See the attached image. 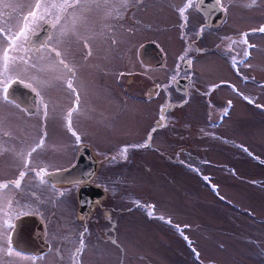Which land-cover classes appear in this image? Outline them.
Listing matches in <instances>:
<instances>
[{
  "label": "rangeland",
  "instance_id": "1",
  "mask_svg": "<svg viewBox=\"0 0 264 264\" xmlns=\"http://www.w3.org/2000/svg\"><path fill=\"white\" fill-rule=\"evenodd\" d=\"M219 3L227 18L216 29L204 26L198 38L204 17L196 0H127L126 6L123 0H82L52 27L47 49L41 48L33 61L27 58L33 55L28 40L44 20L30 24L27 39L18 41L21 50L10 55L28 61L25 65L18 60L15 74L39 93L38 113L29 116L5 100L0 85V183L18 179L26 171L25 162L27 169L36 170H62L72 162L78 144L63 122L72 95L65 86L70 72L55 58L54 51H61L69 68L74 66L73 75L77 72L71 91L83 95L72 114L81 133L76 134L98 150L96 180L110 214L92 221V230L72 233L73 200L65 193L53 202L57 192L46 185L43 191L35 190L34 197L49 196L50 250L39 256L14 250L9 255L11 228L4 221L12 225L13 209L24 211L28 205L22 194L15 195L10 218L9 205L0 204V264H264V112L241 98L264 104V84L242 82L234 72L245 46L244 32L257 45L242 73L264 78V32L257 34L264 27V0ZM34 4L0 0V26L19 31ZM181 8L186 19L180 16ZM47 18L55 20L54 15ZM116 20L135 26L133 33L117 29L113 44L111 26ZM147 39L161 44V69L146 70L138 63L135 49ZM192 41L204 52L196 53ZM84 42L90 49L86 58ZM5 47L7 41L0 35V54ZM142 72L147 74L146 85L154 83L163 91L159 97L145 103L119 97L125 91L123 75L145 76ZM177 72L184 79L192 76L185 93L167 88ZM139 84L134 81L129 91H142ZM125 141L130 142L126 159L111 161V146ZM107 169L111 180H99ZM215 189L228 204L217 200ZM14 191L0 195L5 201ZM43 207L47 213L46 206L32 203L34 213ZM176 225L190 237L187 244L177 235Z\"/></svg>",
  "mask_w": 264,
  "mask_h": 264
},
{
  "label": "flooded vegetation",
  "instance_id": "2",
  "mask_svg": "<svg viewBox=\"0 0 264 264\" xmlns=\"http://www.w3.org/2000/svg\"><path fill=\"white\" fill-rule=\"evenodd\" d=\"M141 0H138V2H140ZM195 7H197V9H199V11H201V13H203V17H204V25L199 27V30L197 32V37L200 38L201 34H202V29L204 28V26L206 28H218L221 26V24H223L224 19L226 17V9L222 7V5H220V3H217V0H196V4ZM129 14V9L126 10L125 15ZM47 21H49V18L46 19ZM44 20V23L42 24L40 30L47 25L48 23H46ZM119 20H116L114 22V25L111 26V42L113 44L116 43V34H117V29H121L123 27L124 31H126L127 33H133V29L132 27L135 26L134 23H130L128 25L119 23ZM50 25V24H49ZM51 29L52 26H49V30H48V37L46 39V41L44 42L43 45H39L37 47H35V45L33 44H29L28 40V46L31 49V51H33V55L32 56H28L27 58H29L30 60L32 59H39V54H40V49L44 48L47 49L45 46L47 45V41L48 38L50 39L51 37ZM40 30L35 31L34 33L31 34V36H33L34 34L40 32ZM115 30V34H113V31ZM109 31V30H108ZM110 32V31H109ZM242 34V33H241ZM30 36V37H31ZM29 37V39H30ZM85 43V42H84ZM147 43H151L152 48H149L147 50V52L145 53V64L141 61L140 57L138 56V50L141 46H143L144 44ZM84 57L86 58L87 56L90 55V49L89 46L85 43L84 44ZM191 47L196 51V53H203L204 50L200 47H198L193 41L191 43ZM151 49V50H150ZM154 50H159L161 51V62L159 63V59L158 64L157 61L154 62V58L152 59V54H154ZM86 51V52H85ZM56 52L57 50L54 51L55 53V58L57 59V61L59 62L60 60L64 61V64H60L63 65L65 70H68L70 72V74L68 75V77L66 78V82H65V86L67 87V89H69L70 91H67L68 93H70L71 96V103L69 105V107L67 108V110L65 111V114L63 116V122L64 124L68 127L69 131L71 130V132H75V133H79L81 134L74 126V120H73V115L75 112H77V110H79L81 104H82V100H83V95L81 93V91H71L73 90V86H76L74 81L76 80L75 77H77V72L75 73V75H73V69L74 66L71 65V67L73 68H69L70 65H68L65 61V59L62 58V54L60 51V57L56 56ZM59 52V51H58ZM135 56L138 59V63L146 70H155V69H161V66L165 63V55L163 52V49L161 47V44L158 43L157 40L154 39H147L144 40L142 43L138 44L136 49H135ZM41 58V57H40ZM192 59V55L189 56V60ZM33 61V60H32ZM188 67L187 63L183 64V69L186 70ZM77 71V70H76ZM143 73V72H142ZM145 76H142L140 73H125L123 75V82L121 83V85H123V88L125 91H122L120 93V91H118L119 97H121L123 100H127V98H135L137 99V101H139L140 103H145L148 101H152V100H156L159 97V94L162 93L163 91H159L160 88L156 87V85L154 83L152 84H147V78L145 73H143ZM180 72L176 73L175 77L176 79H174L173 82H171L170 84L167 85V88H169V86L171 85L172 88L174 90H176L177 92H181V91H185L186 92V85L190 82L192 76L189 73L186 77V79H184V77H180ZM18 80V79H15ZM136 80H138L140 82V84L138 85L139 89H142V91H129V90H133L131 88H129L128 86L130 84H132L134 81L136 82ZM69 81H71L72 83V88L68 87V83ZM181 81H184L185 84L182 85ZM116 92V91H115ZM114 91H111V94L116 96ZM184 92V93H185ZM4 94V93H3ZM36 97H35V110L32 113H27L23 108H21L19 105H17L15 103L16 106H18L20 108V110L24 111L27 115L29 116H33L36 113H38V106H37V91H35ZM167 101L169 99V96H167ZM10 102H12L11 100H8ZM14 103V102H12ZM46 104V103H45ZM47 105V104H46ZM173 105V104H172ZM48 106V105H47ZM164 111V110H163ZM162 111V113H163ZM71 114V115H69ZM78 135V134H77ZM79 141H77L76 139V143L78 144L76 151L73 153V157H72V162L70 164V166H68L65 169L62 170H54V169H44V175L43 177L38 176L37 172H39V169H35V168H30L27 169L26 168V175L27 178L21 181V187L19 189L15 188L14 185L10 184L9 187L7 189H3L0 190V192L3 193H7L10 189H11V193H12V189H14V194L9 195L8 199H6L4 201V197L3 195H0V204L5 203V205H9V201L10 200H14V196L16 195L17 197L19 196V194L23 195V201L25 203V199L28 201V205H25L24 211H21L20 208H16V211L13 209V213L15 212V214L12 216V227L10 229V233H9V243L10 246L12 248V250L18 252V250L14 249L11 245L10 242V234L13 231L14 227H15V223L16 221L23 217V216H27V215H33L35 216L39 222L41 223L42 229H43V241L45 243H47L48 245V251L50 250V240L47 239V232H46V226L48 225L49 219H51V215H50V210L48 205V199L49 196L44 195H39L37 193H35V197H34V192L35 190H37V192H40L41 190L43 191V189L45 188L46 185H50L52 186V188L57 192V195L53 198V202H55L57 200V197L60 198L63 194L67 193L68 197L70 198V200L73 204V209H71L70 214L72 216V218L70 219V227L71 230L73 231L72 233H80V234H84L86 233V231L92 230L93 225H95L94 220L98 219L99 217L104 219V215H109L110 213V209L108 206V202L104 203V197H103V192L100 189V186L97 185V178H98V174H96L95 170H98V163L96 162V156L98 153L97 148L93 147L92 145H87L86 144V140L81 139V137L79 136ZM147 138V135L145 136V139ZM144 139V140H145ZM89 143V142H87ZM114 144V143H113ZM130 147V142L129 141H125L123 144L120 145H112L111 146V161L112 160H125L126 159V152L124 151L126 148ZM35 148V147H32ZM83 148H87V152H89L88 157L90 162L93 164V172L92 174H90L89 176V172L85 170L84 167H82L80 170H75V171H71V168L73 166H75L76 162H77V158L79 156V153L83 150ZM92 148V150H94V152L90 149ZM116 148H121L119 152L113 150ZM85 150V149H84ZM97 151V153L95 152ZM86 153V151H84ZM93 152V153H92ZM95 157V158H94ZM109 164H111V162H109ZM39 170V171H38ZM70 170L71 172L69 174H66L64 176H62L60 181L56 180L57 178H55L54 180L49 178V175L52 173H56V172H62V171H67ZM109 170V172H105L103 173L100 177L99 180L102 179V177L105 180L110 179L111 180V169H107ZM24 171V169H23ZM100 171V170H99ZM9 172V171H8ZM11 172V170H10ZM35 176V178L33 177ZM87 176H89L88 178H86ZM18 178H19V174H18ZM43 181V182H42ZM103 197V198H102ZM100 198H102L100 200ZM42 204V206H46L47 208V213L44 212V207L43 209L39 212V213H34L32 211V203L33 201H35ZM15 201V200H14ZM75 202L77 204V206H75ZM11 206L8 207V217L11 216ZM11 211V212H10ZM69 211V209H68ZM74 220V221H73ZM49 238V237H48ZM94 240V238H93ZM47 251V252H48ZM23 253V252H20ZM25 254H30L33 255L31 253H25ZM45 254V253H43ZM36 256V255H34ZM39 256V255H37Z\"/></svg>",
  "mask_w": 264,
  "mask_h": 264
},
{
  "label": "water",
  "instance_id": "3",
  "mask_svg": "<svg viewBox=\"0 0 264 264\" xmlns=\"http://www.w3.org/2000/svg\"><path fill=\"white\" fill-rule=\"evenodd\" d=\"M49 24L45 25L40 32L34 34L30 37L29 44L37 46H41L44 44L48 37V30H49ZM151 43L144 44L141 46L138 50V56L140 57L141 61L145 64V53L149 48H152ZM151 50V49H150ZM154 54H152V59L154 58V62L158 59L161 62V51L154 50ZM158 64V61H157ZM146 65V64H145ZM182 85L185 84L184 81L179 82ZM30 85L27 82L21 81V80H14L9 86H8V100L13 101L17 105H19L21 108H23L27 113H32L35 110V89L32 85ZM185 91H181V93H184ZM5 95V94H4ZM85 149V150H84ZM86 151V153L84 152ZM89 152H87V148H83V150L79 153V156L77 158V162L75 166L71 168V171L80 170L82 167L85 168L86 171L92 174L94 168L93 164L90 162L88 157ZM70 170L62 171V172H56L49 175V178L56 180H61L62 176L69 174L71 172ZM87 176L86 178H88ZM10 242L13 248L16 250L23 252V253H31L33 255H41L45 253L48 250V245L43 241V229L41 226V223L39 220L33 216V215H27L19 218L16 223L13 231L10 234Z\"/></svg>",
  "mask_w": 264,
  "mask_h": 264
},
{
  "label": "snow or ice",
  "instance_id": "4",
  "mask_svg": "<svg viewBox=\"0 0 264 264\" xmlns=\"http://www.w3.org/2000/svg\"><path fill=\"white\" fill-rule=\"evenodd\" d=\"M81 3H82V0H61V2L59 3L57 2L46 3L45 0H35L33 10L29 11L27 15L23 16L22 18L23 26L20 27L19 31L12 32L10 29L6 30L4 27L0 26V35H3L4 39L7 41V47H5L3 49L2 54H0V85H3L2 91L5 94L4 95L5 100H8V95H7L8 86L17 78L15 74V71L18 67L17 61L21 60L23 64L25 65L28 64V61L23 59V57H17V56L10 55V51L21 50V44H19L18 41L21 40V38L27 39L26 32L30 30V27H29L30 24H35L39 20H45L47 16L54 15L55 16L54 21L46 20L45 22L50 24L52 27H55L56 24L60 22L62 15L66 13L68 9H74L78 5H81ZM123 3L126 6L127 0H123ZM217 3H219V0H217ZM190 6H191V3L189 2L185 6V8L190 7ZM185 8L179 9V13L182 18H185L184 17ZM29 18H31V20ZM259 31L264 32V27H261ZM60 55H61L60 52L57 51L56 56L60 57ZM247 55L248 53L245 52V56ZM59 63L64 64V61L60 60ZM28 86L31 87V85H28ZM68 87L72 88L71 81H69ZM72 135L76 136L77 141H79L80 138L75 132H72ZM37 147H39V145H37ZM35 151H36V148H33L32 152H35ZM124 151L126 152L127 150L125 149ZM28 155L30 156L31 152ZM24 167L25 168L28 167L27 162H25ZM25 175L26 173L24 171H21L19 173L18 179L14 181H9L6 183H0V190L7 189L10 184L14 185L15 188L19 189L21 187V181L23 180ZM37 175L43 177L44 170L41 169L39 172H37ZM9 206H11V201H9ZM4 224L7 225L8 228L12 227V225L9 223L7 219L4 221ZM81 243H83V241H81ZM8 254L12 255L11 247L8 248Z\"/></svg>",
  "mask_w": 264,
  "mask_h": 264
},
{
  "label": "crops",
  "instance_id": "5",
  "mask_svg": "<svg viewBox=\"0 0 264 264\" xmlns=\"http://www.w3.org/2000/svg\"><path fill=\"white\" fill-rule=\"evenodd\" d=\"M227 18V12H226V17H225V19ZM226 21V20H225ZM244 33V32H243ZM241 34V37H242V39H244V42H245V46L243 47V49H242V54H241V56L240 57H237V55H238V52L237 51H235V52H233L234 54L232 55V57L234 56V55H236V57H237V65L235 66L234 65V72L237 74V76L239 77V78H241V81L242 82H245L247 79V81H249V80H253L256 84H259V85H261V84H264V78H258V77H256V76H254V75H245V74H243L242 72H243V69H244V67L246 66V64L253 58V53H252V48L253 47H255L253 44H255L256 42H255V39L253 40V41H251L250 40V38L248 37V34H246V35H244V34ZM263 34L262 32H257V34ZM256 34V35H257ZM244 35V36H243ZM257 36H260V35H257ZM244 37V38H243ZM254 38V37H253ZM250 40V41H249ZM253 42V43H252ZM256 45H257V43H256ZM231 49H232V46L230 45V52H231ZM245 52H247L248 53V55L247 56H245ZM240 69H241V71H240ZM251 78V79H250ZM244 101L246 100V104L247 105H249L251 108H253L255 111H257V112H264V104H262V103H260V102H257V101H252V99L250 98V97H248V96H242L241 97ZM250 103V104H248V103ZM162 156V155H161ZM251 156H253V155H251ZM204 184L207 186L208 184L206 183V182H204ZM215 193H216V196H217V200H218V197H220V194L219 193H217V190L215 189V191H214ZM221 198V197H220ZM220 201H223L224 202V204H228V202H226V200H225V198L223 199V198H221L220 199ZM176 233H177V235L181 238V240L183 241H185V243L187 244V242L189 241L188 239L190 238V237H188V236H183L182 235V232H181V230L179 231V229H180V227H178L177 225H176Z\"/></svg>",
  "mask_w": 264,
  "mask_h": 264
}]
</instances>
